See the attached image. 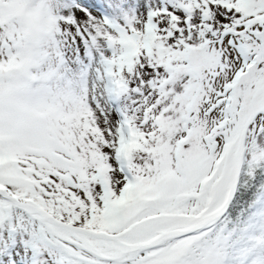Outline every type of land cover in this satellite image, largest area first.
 <instances>
[{
    "label": "snow or ice",
    "instance_id": "6c2138e0",
    "mask_svg": "<svg viewBox=\"0 0 264 264\" xmlns=\"http://www.w3.org/2000/svg\"><path fill=\"white\" fill-rule=\"evenodd\" d=\"M0 264H264V0H0Z\"/></svg>",
    "mask_w": 264,
    "mask_h": 264
}]
</instances>
